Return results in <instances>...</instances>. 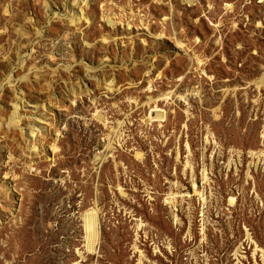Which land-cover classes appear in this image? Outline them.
<instances>
[{
    "label": "rangeland",
    "instance_id": "374dc122",
    "mask_svg": "<svg viewBox=\"0 0 264 264\" xmlns=\"http://www.w3.org/2000/svg\"><path fill=\"white\" fill-rule=\"evenodd\" d=\"M263 155L264 0H0V264H264Z\"/></svg>",
    "mask_w": 264,
    "mask_h": 264
},
{
    "label": "bare ground",
    "instance_id": "6f19581e",
    "mask_svg": "<svg viewBox=\"0 0 264 264\" xmlns=\"http://www.w3.org/2000/svg\"><path fill=\"white\" fill-rule=\"evenodd\" d=\"M256 153V152H255ZM208 181V179H206ZM234 202L233 199L230 200V204H232ZM97 220H96V216L94 214H91L90 216H88L87 218V229H88V232H89V235H88V238H89V242H91V248H90V251H94L95 249V246H96V243H97V240H98V233L96 231V228H97ZM100 243V241H99ZM242 246H240L236 252H235V256L237 258H240V254H242ZM95 252V251H94ZM256 254H260L262 260L264 261V251L263 250H260L257 246L255 247V250H254V256Z\"/></svg>",
    "mask_w": 264,
    "mask_h": 264
},
{
    "label": "built area",
    "instance_id": "2783aa9c",
    "mask_svg": "<svg viewBox=\"0 0 264 264\" xmlns=\"http://www.w3.org/2000/svg\"><path fill=\"white\" fill-rule=\"evenodd\" d=\"M259 151V150H258ZM264 156V155H263ZM258 160V159H257ZM257 160H255V161H257Z\"/></svg>",
    "mask_w": 264,
    "mask_h": 264
}]
</instances>
